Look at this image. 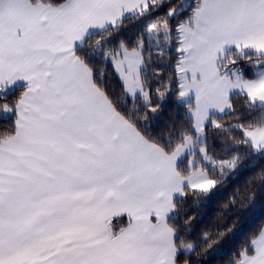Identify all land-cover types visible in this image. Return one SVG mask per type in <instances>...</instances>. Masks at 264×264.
Wrapping results in <instances>:
<instances>
[{
	"label": "snow or ice",
	"instance_id": "1",
	"mask_svg": "<svg viewBox=\"0 0 264 264\" xmlns=\"http://www.w3.org/2000/svg\"><path fill=\"white\" fill-rule=\"evenodd\" d=\"M0 118V264H214L264 186L211 207L264 161V0H0Z\"/></svg>",
	"mask_w": 264,
	"mask_h": 264
},
{
	"label": "trees",
	"instance_id": "2",
	"mask_svg": "<svg viewBox=\"0 0 264 264\" xmlns=\"http://www.w3.org/2000/svg\"><path fill=\"white\" fill-rule=\"evenodd\" d=\"M177 113L173 111L172 108H169L168 113L164 116V121H168L170 118H176ZM11 124V120L7 118H0V131H4L5 128ZM247 163V162H246ZM261 171H264V161L256 160L252 164H249L238 176V178L229 181V186L222 190L220 194H218L214 200L212 201L211 207L213 209H218L219 206L228 199L230 195L236 192L238 188L243 189L246 181L254 176H258ZM254 193L255 199L253 203L256 206L254 218L252 222L249 224L248 229L245 231L244 235H242L239 240H237L236 244L233 247L226 251L221 259H218L214 262V264H227V260L232 251H235V248L239 246V243L246 238L248 231L254 229L261 220H264V186L260 184L259 181L255 183L252 190ZM200 212L207 211V209L201 207ZM190 215H196L199 219V213L195 206L188 209ZM215 215V212H212V216ZM195 223V221H194Z\"/></svg>",
	"mask_w": 264,
	"mask_h": 264
}]
</instances>
